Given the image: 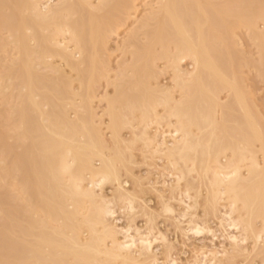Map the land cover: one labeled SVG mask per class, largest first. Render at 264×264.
I'll use <instances>...</instances> for the list:
<instances>
[{
	"label": "bare ground",
	"instance_id": "bare-ground-1",
	"mask_svg": "<svg viewBox=\"0 0 264 264\" xmlns=\"http://www.w3.org/2000/svg\"><path fill=\"white\" fill-rule=\"evenodd\" d=\"M46 1L0 0V264H155L150 217L144 234L113 224L116 202L135 211L117 165L134 163L122 147L137 141L173 171L153 187L163 212L175 201L191 219L200 197L225 235L229 249L190 264H264V112L241 77L244 65L264 77V0H153L139 18L140 0ZM100 87L113 88L100 97L112 147L93 111ZM194 221L185 236L212 233Z\"/></svg>",
	"mask_w": 264,
	"mask_h": 264
},
{
	"label": "rangeland",
	"instance_id": "rangeland-1",
	"mask_svg": "<svg viewBox=\"0 0 264 264\" xmlns=\"http://www.w3.org/2000/svg\"><path fill=\"white\" fill-rule=\"evenodd\" d=\"M46 2H47V4L45 3L44 5L52 6L55 3V0H49ZM151 2L155 3V1H153V0H140V2L137 5V7H138L137 9L139 12L137 11V13H136L138 17L137 16H135V17L139 18L142 15L146 14L147 10H148L147 6H150ZM50 4H52V5H50ZM146 4H149V5L145 6ZM135 17H133L132 19H134L136 21ZM134 20H130L131 23L129 21V27L121 34V36H119V37L114 36L111 39V42L109 44V47H110L109 49H110V53H111V62H112L111 64H113V65L116 61L120 60V58H121V51L115 49L116 44H117V42L118 43L121 42V37L123 35H125V32H127V30H129L135 26ZM240 38H241L240 43L242 46L241 49L248 53V51L251 50V47H249V44L247 43L246 39H243V35H240ZM251 53H253V52H251ZM160 65L162 66V64H160ZM242 72L243 73L241 74V77H243V81L245 82L244 83V85H245L244 90L248 89L247 93H249V94L251 93V95H250L251 98L249 96H248V98L252 99L254 97L253 99L257 103V108L263 110V112H264V77L263 76L259 77L260 73L256 72V70L251 68L250 65H248V66L244 65ZM167 78H168V76L166 75V76L161 78V81L163 83L164 82L166 83ZM246 85H247V87H246ZM102 88L100 87L98 89V98L103 97L105 95V92H106L107 97L113 96V93H112L113 88L112 87H108L106 89V91L104 90V88L103 89ZM252 103H253V101H252ZM256 103L254 105H256ZM1 105L2 104H0V112L3 109V106H1ZM92 106H93V111L97 114V117H96L97 120L100 117L99 127L101 128V133L103 135V138L110 145V147H112L111 134H110V131L107 129L108 117L105 113L106 108H107L106 107L107 106L106 101L104 99H101V101H98V99H96V100H94ZM68 110H69L68 115H70L69 118L73 119L74 118L73 110L72 109H68ZM158 128L160 131H163V132L168 131V129L166 127V122H160ZM154 129H156V127L154 125H152L150 127L149 132H153ZM127 133H128L127 128L122 131V135L124 137L126 136V138L128 137ZM165 137H168V135H165ZM168 139L169 138H167V140ZM127 145H128V147L130 146L128 143H126V146ZM122 149L126 155H128L129 153H132V155H133V162H134L133 164H128L127 162H125L124 166L122 164H118L117 166L121 169L120 172L122 171L120 173V175L122 176L121 181L125 182L122 185V187L124 186L123 187L124 189H126V190L128 189V192H130V194H132V196H134V198H136L135 203H134L135 211L132 214H129L127 208L124 207L122 203L116 202L114 204L115 205L114 206L115 214H114L113 224L116 225L119 229L126 227L128 224H131L132 227H135V229H137L138 231L140 230L139 234H141V233L144 234L148 231L147 226L149 225L148 227H150V225H151V224L147 225V222H148L147 218L149 220V217H150L151 218L150 220L153 223L151 225V227L153 226L154 231H155V232H153V236H154L153 238H155V242L153 243V246H152V251H154V252H152V254L150 255L151 261L157 260L155 262V264H164L165 262H167L166 257L169 254V256L173 260L176 261L175 264H190L192 262L193 258L196 255H198L197 253L201 252L204 249L206 250V247H207V249L212 248V250H214V249L218 250L217 252H221L223 247H227L229 249L228 243H227L226 239H224L225 235H223L222 230L219 228L217 218L212 216V215H210V216L208 215L206 217L204 216V214L202 212L203 207L200 206V204L202 202V201L200 202V197L196 199V202L199 200V202H197V203H200V204L195 206V208L192 211L188 212V214L191 213L190 215L196 214L195 215L196 217L193 216V218L191 217V219H190V217L188 216L189 218L187 217L186 219L181 220L177 214H178V212L181 211L182 206L179 205L175 201H171L169 203L174 207V209H175V211H177V213H174L172 216H170V215H167L163 212L162 207H161V203L159 204V200L156 199L157 194L153 190V187H155L154 189L158 188L160 190L161 185H162V183H164V181H165V185L167 183V186H169L170 184L168 185V183H171L173 181V177H170V176L161 177V174L162 173L164 175L167 174V172L170 171V168H169L168 164L166 163V161L160 155L153 154L151 151H148V152H147V150L145 151L144 145L141 141H137L133 146H131V151L124 150L123 147H122ZM95 165L97 166L98 163H96ZM124 167H126L129 170V173L124 171ZM124 172L126 175L124 174ZM170 172H173V171H170ZM198 174H200V172ZM198 174L197 173H191V174L186 176V179L189 182H192V178H194L195 179V181L193 183L194 186L196 188L200 187L202 192L204 193V186H203V184H202V186L200 185L202 183V181L200 178H198ZM126 176H129V177H126ZM123 177H125V178H123ZM209 177H210V175H209ZM128 178H130V180H128ZM137 178H141V179L138 180ZM87 179H88V176H87ZM169 181H171V182H169ZM135 182H137L138 184ZM181 184H183V183H181ZM113 190H114V187L112 185L106 184L102 189L101 195H105V197L107 196L108 199H111ZM164 190L167 191V188H165ZM191 194L193 195L194 191H192ZM202 195H204V194H202ZM201 199L203 200V197ZM185 202L188 203V201H185ZM190 203L192 204L191 201H189V204ZM173 217H174V220H173ZM188 219L192 220V221L195 220V221H197L196 223L199 222L200 224L199 223L198 224L200 226H202L203 223L206 221V224L203 225V227L208 226V229L212 233H203L202 235H199V236H192V235L190 236V234H188V236H185L183 229L185 228L184 224H186V223H184V222L188 221ZM178 221H180V222H178ZM181 223H184V224H181ZM157 232H159L162 236L165 235V236H163V239L166 238V239H164L165 240L164 242H163V240L160 241L161 239L158 237V235H156ZM154 234L156 235V237ZM181 235H183V236H181ZM83 237L86 238L87 235L84 234ZM118 239H121V236H119ZM202 245H203V247H202ZM167 250H170V251L168 252ZM195 253H196V255H195ZM152 257L156 258V259H152ZM144 260H146V259H141L138 263H135V264H148L150 261V259H147L145 262H144ZM158 260H159V262H158ZM236 261L238 262V264H240L239 262H241V264L247 263L246 261H243V258H241V257L238 258ZM237 262H235V263H237Z\"/></svg>",
	"mask_w": 264,
	"mask_h": 264
}]
</instances>
